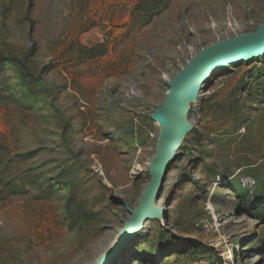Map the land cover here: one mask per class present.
I'll list each match as a JSON object with an SVG mask.
<instances>
[{
  "label": "rangeland",
  "instance_id": "rangeland-1",
  "mask_svg": "<svg viewBox=\"0 0 264 264\" xmlns=\"http://www.w3.org/2000/svg\"><path fill=\"white\" fill-rule=\"evenodd\" d=\"M144 2L0 0V264H105L169 81L264 21V0H170L152 21ZM190 107L162 217L109 264H264V55L213 72Z\"/></svg>",
  "mask_w": 264,
  "mask_h": 264
},
{
  "label": "water",
  "instance_id": "water-1",
  "mask_svg": "<svg viewBox=\"0 0 264 264\" xmlns=\"http://www.w3.org/2000/svg\"><path fill=\"white\" fill-rule=\"evenodd\" d=\"M263 55L264 21L254 33L243 34L205 47L169 81V91L162 106L151 114V119L160 126L156 154L149 165L151 179L136 208L128 209L130 218L119 233L118 242L110 252L111 258L105 264H109L115 253L142 230L148 219L162 217L163 211L156 202L168 168L176 159L179 145L192 128L187 116L191 109L190 103L195 101L202 84L218 69Z\"/></svg>",
  "mask_w": 264,
  "mask_h": 264
},
{
  "label": "trees",
  "instance_id": "trees-1",
  "mask_svg": "<svg viewBox=\"0 0 264 264\" xmlns=\"http://www.w3.org/2000/svg\"><path fill=\"white\" fill-rule=\"evenodd\" d=\"M170 0H146L144 2V7L142 9V13L147 21H152L155 17L159 16L166 6L168 5ZM141 3V2H140ZM91 51H94L92 48ZM2 68V61L0 60V72Z\"/></svg>",
  "mask_w": 264,
  "mask_h": 264
},
{
  "label": "bare ground",
  "instance_id": "bare-ground-1",
  "mask_svg": "<svg viewBox=\"0 0 264 264\" xmlns=\"http://www.w3.org/2000/svg\"><path fill=\"white\" fill-rule=\"evenodd\" d=\"M257 10V9H256Z\"/></svg>",
  "mask_w": 264,
  "mask_h": 264
}]
</instances>
